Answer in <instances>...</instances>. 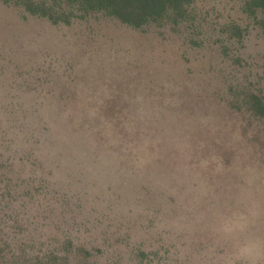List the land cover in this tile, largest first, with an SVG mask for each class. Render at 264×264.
<instances>
[{
	"label": "rangeland",
	"instance_id": "1",
	"mask_svg": "<svg viewBox=\"0 0 264 264\" xmlns=\"http://www.w3.org/2000/svg\"><path fill=\"white\" fill-rule=\"evenodd\" d=\"M250 30L239 67L107 18L0 19V162L51 211L18 204L20 218L45 236L71 228L101 264L140 249H160L153 264H227L264 245V122L230 97H264V34ZM233 214L246 228L227 237Z\"/></svg>",
	"mask_w": 264,
	"mask_h": 264
},
{
	"label": "trees",
	"instance_id": "2",
	"mask_svg": "<svg viewBox=\"0 0 264 264\" xmlns=\"http://www.w3.org/2000/svg\"><path fill=\"white\" fill-rule=\"evenodd\" d=\"M0 15L1 20L16 15L24 22L45 20L53 25L102 17L134 30L177 33L181 44L197 53L204 52L205 46L221 55V64L227 57L231 65L239 67L243 59L233 53L236 44L243 43L251 26H258L264 34V0H0ZM231 89L235 90L230 95L233 106L245 108L250 116L264 122L260 92ZM11 171L0 162V264H101L98 254L103 250L72 238L71 228L63 233L56 224V231L45 236L38 227L31 228L30 218H20L18 204L30 210H50L40 197V189ZM159 252L140 249L133 259L136 264H153L151 255L159 258ZM105 264L113 263L107 260Z\"/></svg>",
	"mask_w": 264,
	"mask_h": 264
},
{
	"label": "clouds",
	"instance_id": "3",
	"mask_svg": "<svg viewBox=\"0 0 264 264\" xmlns=\"http://www.w3.org/2000/svg\"><path fill=\"white\" fill-rule=\"evenodd\" d=\"M246 223L243 217L233 214L229 216L219 225L221 234L227 237H232L236 233L244 231ZM264 254V245L256 240H249L242 246L237 248L233 257H230L227 264H256L259 257Z\"/></svg>",
	"mask_w": 264,
	"mask_h": 264
}]
</instances>
